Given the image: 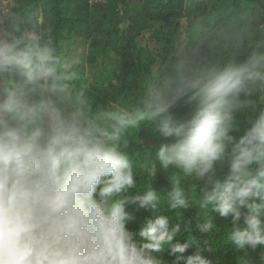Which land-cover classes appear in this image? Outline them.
Instances as JSON below:
<instances>
[{
	"label": "clouds",
	"instance_id": "obj_1",
	"mask_svg": "<svg viewBox=\"0 0 264 264\" xmlns=\"http://www.w3.org/2000/svg\"><path fill=\"white\" fill-rule=\"evenodd\" d=\"M200 3L182 0L186 12ZM241 21L237 9L193 17L134 104L101 106L89 83H76L42 10L0 0V264H164L165 246L177 261L194 246L185 264H212L202 255L213 253L209 241L180 222L192 205L204 217L198 233L212 234L209 213H218L231 217L228 243L264 249V52L243 55ZM180 100L191 107L183 122L170 113ZM237 112L250 113L238 136ZM152 122L175 139L140 162L137 190L129 135ZM159 171L175 223L158 209ZM190 181L195 193L203 181L198 198ZM129 204L153 213L136 232L126 227ZM182 231L186 242L173 243Z\"/></svg>",
	"mask_w": 264,
	"mask_h": 264
},
{
	"label": "trees",
	"instance_id": "obj_2",
	"mask_svg": "<svg viewBox=\"0 0 264 264\" xmlns=\"http://www.w3.org/2000/svg\"><path fill=\"white\" fill-rule=\"evenodd\" d=\"M20 8L41 9L46 23L53 28L54 43L61 53L75 62L79 74V84L89 83L97 105L131 106L143 93L144 86L168 64L170 53L192 18L223 13L237 9L242 23L249 35L244 41L243 55L253 50L264 52V0H201L190 11H185L182 0H17ZM264 107V99L258 100ZM191 107L180 100L170 109L173 119L183 122L189 117ZM240 135L248 126L250 113L237 112ZM158 122L142 123L138 132L129 135L130 145L127 153L137 172V190L145 187V176L139 164L147 158H154L156 147L161 143H173L174 137H164L158 130ZM226 169H218L222 175ZM191 181L185 186L190 196L198 198L203 181H196V192ZM152 187L164 198L158 209L176 222L177 213L168 211L166 193L171 189L167 175L157 173ZM134 219L126 227L136 232L152 211L126 205ZM182 224L191 222L192 234L201 241L207 239L213 253L203 252L212 264H239L242 256L260 264V254L264 249H237L228 243L227 234L231 227V217L222 218L218 213H209L218 226L207 236L195 230V224L204 219L196 205L181 209ZM183 231L174 238L173 243L186 242ZM195 253L190 247L184 259L176 260L170 254L169 246L159 255L164 264H185L186 258Z\"/></svg>",
	"mask_w": 264,
	"mask_h": 264
}]
</instances>
